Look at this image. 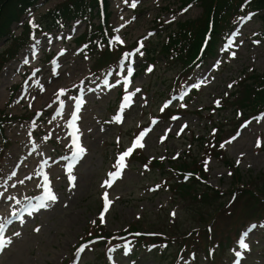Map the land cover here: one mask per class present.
<instances>
[{"label": "rangeland", "instance_id": "374dc122", "mask_svg": "<svg viewBox=\"0 0 264 264\" xmlns=\"http://www.w3.org/2000/svg\"><path fill=\"white\" fill-rule=\"evenodd\" d=\"M62 1L39 0L29 15L38 18ZM103 1L113 47L125 48L113 64L99 66L100 59L107 57L100 54L105 47L85 48L80 36L85 24L74 20L62 30L37 32L16 58L0 68V109L14 115L0 131V181L15 173L31 187L37 186L39 172L29 179L30 165H26L37 157L50 158L54 168L47 177L58 197L45 211L21 221L14 217L35 201L38 191L21 186L14 199L9 193L0 199L2 235L11 240L0 251V264H264V193L253 191L264 192L260 179L264 108L258 111L239 103L245 86L253 83L250 76L264 71L263 11L248 13L247 21L237 19L216 56L185 71L178 59L171 61L158 52L161 37L176 30L178 21L199 18L200 4L175 17L181 0H138L135 8L130 6L133 0ZM99 21L96 17L94 23ZM12 27L19 34L20 23ZM229 40L232 47L225 51ZM10 43L0 42V47L8 48ZM125 77L130 82L120 84ZM43 81L45 88L56 84L57 91L43 98ZM12 85L19 88L10 97ZM60 90L64 94L57 99ZM129 95L130 106L121 113ZM77 99L85 103L80 144L86 151L72 167L76 179L71 187L68 172L58 166L65 156V138L55 115L61 102L64 108ZM118 113L120 122L115 119ZM148 128L144 147L126 159L121 177L112 187H102L115 171L117 157ZM18 154L28 158L21 160ZM199 162V178L179 172L186 165L194 169ZM66 163L70 164L69 158ZM237 173L239 181L234 178ZM243 182H252L244 193ZM179 184L187 194L180 193ZM232 188L235 193L230 197ZM215 190L205 200L201 196ZM105 192L112 203L101 223ZM252 225L256 227L244 238L248 244L244 250L238 242ZM17 232L19 236L14 235ZM100 233L103 237L95 238ZM82 246L85 250L77 254Z\"/></svg>", "mask_w": 264, "mask_h": 264}, {"label": "trees", "instance_id": "16d2710c", "mask_svg": "<svg viewBox=\"0 0 264 264\" xmlns=\"http://www.w3.org/2000/svg\"><path fill=\"white\" fill-rule=\"evenodd\" d=\"M39 0H0V42H11L8 48L0 47V68L2 65L13 58L20 50V47L30 41L31 33L34 28L36 30L46 29H62L69 22L80 19L85 21L84 32L82 33V42L90 47L91 45H106L108 44L110 34V23L108 22V13L106 12L107 3H102L100 0H64L54 7H51L44 13L40 14V18L22 19L25 14H28L31 9L35 8ZM200 2L203 8V13L199 18L185 20L177 24L176 30H171L162 38L161 48L159 53L165 54L170 60L178 59L183 65L192 67L194 64L205 62L206 59L216 55L217 47L221 41L226 38V35L232 29L236 20L244 16L249 10H264V0H182L184 6L192 3ZM102 16L101 21L94 23L96 17ZM20 23L22 30L19 35L13 31L12 25ZM205 34L207 35L208 43L205 48L200 51V45ZM105 53V50L102 54ZM111 54V55H109ZM106 60L100 59L102 63H113L116 55L106 52L104 54ZM111 56V58H110ZM106 63V64H107ZM252 85H246V94L240 99V104L244 107L262 110L264 106V73L253 74L250 76ZM14 86L12 94L15 92ZM250 108V109H251ZM10 116V115H9ZM8 114L3 108L0 109V131L2 132V123L8 120ZM194 163V162H193ZM194 169L188 170V165L183 166L180 173L190 174L195 178L199 177V169L201 163L194 164ZM235 180L239 181L240 175L237 173L234 176ZM264 188V172L261 173ZM252 182L241 183L242 193L249 191L247 186H251ZM178 190L182 194H187V190L181 184L178 185ZM235 188H232L230 197L235 193ZM215 191L201 192L203 199L210 197ZM255 193H264L263 190H253ZM247 194V193H245ZM196 197V195H194ZM212 220L207 221L210 225ZM213 226V225H212ZM211 230L213 228L211 227ZM208 251V249H207Z\"/></svg>", "mask_w": 264, "mask_h": 264}, {"label": "snow or ice", "instance_id": "6c2138e0", "mask_svg": "<svg viewBox=\"0 0 264 264\" xmlns=\"http://www.w3.org/2000/svg\"><path fill=\"white\" fill-rule=\"evenodd\" d=\"M125 2L127 3V0H125ZM138 0H133V2L131 3V7L132 8H135L136 7V4H137ZM184 11H187V9H185ZM251 17H243L241 18L242 21H247L249 20ZM238 34V33H236ZM117 42L119 43H123L122 40H120L119 37H115L114 38ZM254 43H259V41H254ZM142 43L140 45V47H142ZM232 47V41L229 40V43L228 45L226 46L225 48V51L228 50V48H231ZM140 49L137 48L136 49V52L139 53ZM142 54V53H141ZM132 54L129 53L125 56V59H129L130 56ZM232 57L235 56V52L231 53ZM25 63H27V61H25ZM152 69L149 68L148 71L150 72ZM128 75L130 76L131 73H132V68L129 66L128 69ZM129 83L127 77H125V80H124V84L127 85ZM194 87H199V85H194ZM229 87H231V85H229ZM137 92H139L140 90L137 89L136 90ZM64 94V90H60L58 93H57V99H59V96L63 95ZM179 99H183V96H180ZM130 102H131V95L125 97V102L123 103L122 105V108H121V113L123 112V109L124 108H127L130 106ZM83 103L82 99H77V102H76V105H75V111L72 112V118L71 120L69 121L68 123V127L73 129L71 132H70V135L73 137L72 139V160L73 161H76L78 160L79 158H81L83 156V154L85 153V148H83L80 144V138H79V135H78V128H76V124H75V121L79 118L78 116V113H79V110H80V107H81V104ZM171 103V101L167 102L162 108H161V111L164 110V108H166L168 106V104ZM219 102H217L218 104ZM183 107V105H181ZM63 111V102H61V106L60 108L57 109V114L59 115L61 112ZM116 119V122H120L121 119H122V116L120 113L117 114V116L115 117ZM173 119H176V117H173ZM260 117H257V120H259ZM156 123L155 120L152 121V124L154 125ZM246 126V125H244ZM243 127V126H242ZM151 131V128H148V129H144L143 131H141L136 137L135 139L133 140L132 142V145L127 148L125 151H123L116 159V163L114 165V168H115V171L113 172H110L108 174V179L105 180L103 182V184L101 185L102 187H112L113 183L118 180L121 175H122V172L123 170L126 168V159L128 157H130L132 155V153L137 150V149H140V148H143L144 147V137ZM162 140L164 139V137L161 138ZM232 139H235V137H233ZM230 142V141H229ZM257 146L259 147L260 146V142L258 141L257 142ZM221 147H224V145L222 144ZM207 166V161H205V167ZM73 165H69L68 166V180H69V184L71 187H75V176H73L71 174V169H72ZM147 167V166H145ZM206 170H207V167H206ZM13 175H15V173H13ZM43 175V180H44V192H43V195L42 197L40 198V203H38L37 205L33 206V211H39L40 209H46L49 207V203H52L54 204L58 197L56 196V194L53 192L52 188H51V184H50V181L48 180V177L47 175ZM30 179V177H29ZM20 183H23V181H20ZM13 187H15V185H13ZM159 187V186H157ZM3 193H0V196H2ZM9 199H14V197H9ZM102 200H103V209L100 213V222L101 223H104L105 222V214L108 212L110 206H111V201L109 200L108 198V193L105 192L102 196ZM17 203H19V201H17ZM13 215H15V213H13ZM29 215H31V212L29 213ZM172 215L174 216L175 213H172ZM6 223H11V221H6ZM93 223H95V221H93ZM256 227V225H252L248 228V230L246 232L243 233L240 241L238 242L239 243V246L240 248L244 249V250H247L248 249V244L245 243V240L244 238L248 236V233L251 232L254 228ZM4 229H5V223H0V251H2L5 247L8 246V244L11 243V240H5V238L3 237L2 233L4 232ZM35 231H39V229H35ZM14 235L16 236H19L20 233L17 232V233H14ZM85 247L86 246H82L81 248L77 249V254L79 253H82L84 250H85ZM127 247L125 248V254H127ZM236 256L237 257H241V252L237 251L236 252ZM237 264H238V261H237Z\"/></svg>", "mask_w": 264, "mask_h": 264}, {"label": "bare ground", "instance_id": "6f19581e", "mask_svg": "<svg viewBox=\"0 0 264 264\" xmlns=\"http://www.w3.org/2000/svg\"><path fill=\"white\" fill-rule=\"evenodd\" d=\"M67 60H65L63 63H61L60 65H58V67L56 68L57 71H59V67L63 66L64 64H66ZM111 80V79H110ZM3 84V82H2ZM46 82L43 81L42 85H41V88H43L45 86ZM45 88V87H44ZM107 89V88H106ZM45 92L43 93V98H44V95L47 96L51 93H54L57 91V85L54 84L52 86H49L47 88L44 89ZM41 93V92H40ZM41 96V97H42ZM85 103H82L81 104V107H80V110L81 113H78V116L79 118L75 121V124H76V128H78L79 132H78V135H79V138H80V142L82 141V126H81V117H82V108L84 106ZM75 105L76 104H69V105H66L64 108H63V111L58 115L56 114L55 115V121L57 123V127L59 128V133L60 134H64V138H65V143H62L63 146H64V149H65V156H63V158H61V162H59V165L60 167H63V172H68V166L69 165H73L76 164L78 160L76 161H73L72 160V139L73 137L70 135V132L73 130L71 128H69L67 125L69 123V121L71 120L72 118V112L75 110ZM40 149V148H39ZM22 159H24L25 157L28 158L27 156H25V154H18ZM66 157V158H64ZM31 158V156H30ZM69 158V163L67 165L66 163V160ZM50 158H47V159H44L42 157H37V159L34 160L33 163L29 164L30 161L27 163L26 166L30 165L29 168V172L26 176H35L36 172H39L38 176H40V181L39 183L37 184V186H34V187H31L29 182L27 181V179H23L22 176L21 177H16L15 175L14 176H5L2 181H0V193H3V195L1 196L0 199L3 198V200L5 199V194L6 193H9L7 194V196L9 197H14L16 194H19L20 193V187L21 186H24L25 188H29L31 190H35V191H38V193L40 195H37V198L35 199V201L33 203H28L27 205L23 206L19 212H21L19 215H16V217H14V219L16 221H21L22 218L24 216H27L30 212L31 213H38V212H42V211H45V209H40L39 211H33V206L37 205L38 203H40V198L42 197L43 195V192H44V180H43V175H47L49 176L51 172H49L52 168H54L52 165V163H50ZM63 163V165H62ZM72 170V169H71ZM20 181H23V183H20ZM13 185H15V187H13ZM53 192L55 190V188H52ZM17 203V202H16ZM16 206V205H15ZM14 204L13 206L11 207H15Z\"/></svg>", "mask_w": 264, "mask_h": 264}]
</instances>
